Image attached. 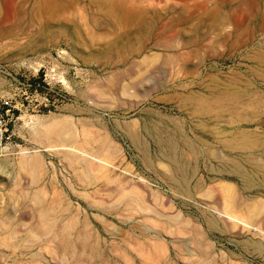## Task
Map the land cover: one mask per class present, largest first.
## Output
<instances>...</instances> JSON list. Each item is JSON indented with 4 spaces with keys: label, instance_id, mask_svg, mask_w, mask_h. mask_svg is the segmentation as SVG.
Returning a JSON list of instances; mask_svg holds the SVG:
<instances>
[{
    "label": "rangeland",
    "instance_id": "obj_1",
    "mask_svg": "<svg viewBox=\"0 0 264 264\" xmlns=\"http://www.w3.org/2000/svg\"><path fill=\"white\" fill-rule=\"evenodd\" d=\"M259 52L264 0H0V98L17 111L0 142V264H264L257 228L216 213L245 219L255 201L247 220L264 217V147L251 167L241 156L254 138L240 139L264 141ZM232 84L234 95L213 102L210 91ZM58 120L109 164L78 175L43 148L37 134ZM168 136L188 165L177 184L160 159ZM24 148L44 152L46 173L32 187L40 202L24 196ZM228 156L249 174L232 171ZM221 184L237 209L226 210Z\"/></svg>",
    "mask_w": 264,
    "mask_h": 264
},
{
    "label": "bare ground",
    "instance_id": "obj_2",
    "mask_svg": "<svg viewBox=\"0 0 264 264\" xmlns=\"http://www.w3.org/2000/svg\"><path fill=\"white\" fill-rule=\"evenodd\" d=\"M124 9V13H125V16L128 18L131 16V14L133 13V10L130 9V8H123ZM170 41V40H169ZM165 42L167 43V41L165 40ZM164 43V42H163ZM162 44V43H161ZM165 44V43H164ZM136 54V53H134ZM126 58V57H125ZM256 58V57H255ZM258 61L260 62H264V53L263 52H259V54L257 55V58H256ZM126 60V59H125ZM262 64V63H260ZM259 73V72H258ZM214 78V77H213ZM212 78V79H213ZM264 79V77H261ZM216 80V79H215ZM262 80V79H261ZM241 81V80H240ZM225 83V82H224ZM241 83V82H240ZM216 85V83H215ZM224 85V84H223ZM248 85V84H247ZM217 86V85H216ZM215 86V87H216ZM228 86V85H227ZM234 86H237V85H234ZM233 84L230 85V87L228 86L227 89L224 90V92L222 93L221 96H219V93H217L215 90H212L210 91V93H213L216 97V99L213 100V102L215 103H218L220 102L222 99L221 98H224V97H229L231 95H234L235 91L233 89ZM252 86V85H251ZM238 87V86H237ZM236 87V88H237ZM208 88V87H207ZM217 88V87H216ZM235 88V87H234ZM214 89V88H213ZM207 90V89H206ZM209 90V89H208ZM209 93V94H210ZM252 93V92H251ZM196 94V93H195ZM194 94V96H195ZM198 94V93H197ZM246 94V93H245ZM201 95V94H200ZM237 95V93H236ZM193 95H191L190 97H192ZM224 96V97H222ZM248 96V95H247ZM250 96V95H249ZM196 98V97H195ZM199 98H202L199 96ZM208 98V97H207ZM211 98V97H210ZM246 98V97H245ZM209 99V98H208ZM212 99V98H211ZM233 100V99H231ZM208 101V100H207ZM248 101V100H247ZM251 101V100H250ZM243 103V102H242ZM207 104H209L207 102ZM227 105V104H226ZM229 105V104H228ZM227 105V106H228ZM232 105V104H231ZM230 105V106H231ZM251 105V104H250ZM192 107V106H191ZM223 107V106H222ZM234 107V106H233ZM237 107V106H236ZM220 108V106H219ZM225 108V107H224ZM227 108V107H226ZM242 108V107H240ZM203 109V108H201ZM205 110V109H204ZM233 110V109H231ZM196 111V110H195ZM224 112V111H223ZM230 112V111H229ZM234 112V111H233ZM220 113V112H219ZM226 113V112H225ZM245 113V112H244ZM210 114V113H208ZM197 116V114H195ZM194 115V116H195ZM203 115V114H202ZM254 115V114H253ZM257 115V114H256ZM200 116V115H199ZM260 118V116H259ZM54 124L53 125H50L48 127H46L47 131L45 132H39L36 136V141L40 142V144L42 145L43 148H50L52 151L53 149L56 150V152L58 151V153L60 155H62V158L64 160V162L70 167L73 169V171H75V173H77L78 175L80 174H85L87 172V166L88 165H91V164H101L102 165H108L109 161L101 156H99V150L94 148V147H89V148H86L84 145H82V142L83 141H86V139H90L89 137L87 138H82L79 133L75 130H73L72 128V123L68 122L67 120H61V121H56V122H53ZM198 124V123H197ZM103 126V125H102ZM205 126V125H204ZM212 127V126H211ZM129 128V127H128ZM127 128V129H128ZM207 128V127H206ZM45 129V130H46ZM146 130V129H145ZM147 131V130H146ZM182 132V131H181ZM129 133V131H128ZM127 133V134H128ZM249 133V132H248ZM253 133V132H252ZM250 134V135H243L240 139L242 141H248L250 140V138H254L251 143L246 147H244V153L242 154V158H241V161L242 163H247V164H250L251 167H253L256 163V160L254 159L256 157V154L259 153V147H264V141L262 139H259L257 138L258 135L257 134ZM256 133V132H255ZM129 137H131L130 139L134 142L133 144H137V146H141V144H138L140 143V139L138 138L139 136H136V134H134V132L132 133H129ZM182 134V133H181ZM183 135V134H182ZM158 136V135H157ZM183 137V136H182ZM168 139H169V136H168ZM204 139L202 140H199L198 143L200 144H203V145H206V141L204 142L203 141ZM159 141V139H158ZM157 141V142H158ZM260 141H263V143H261ZM175 142V140H174ZM185 142V141H184ZM55 143V144H53ZM188 143V142H187ZM186 143V145H187ZM146 144V143H145ZM159 144V143H157ZM175 143H173L172 140H167L166 142V145H164L163 147L160 148V159H163L166 161L168 167L171 166V167H175V170L179 173L178 176H175L173 174H170L167 176L168 180L171 182V184H177L178 181H181V180H186L187 178V175L185 173V169H186V166L187 163L185 161H181V158L176 154V150L174 151V145ZM225 145V144H224ZM144 146V145H143ZM240 147V146H239ZM46 148V149H47ZM189 148L190 149H193V146L192 145H189ZM203 148V147H202ZM102 149V148H101ZM100 149V150H101ZM42 150V149H41ZM41 150H35V149H27V148H24V149H21L20 151V154L22 156H19V159H18V166H19V174L21 171L25 172L26 175H28L27 179L24 180L23 179V183L26 184L25 187H27L28 191H26V193H24V196L25 198L26 197H30V196H33V198H35V201H38L40 202L39 199H42V198H39L36 191H32V187L34 185L37 184L38 180L42 178V176L45 175L46 173V165L42 159V156L40 153ZM50 150V152H51ZM104 151V150H103ZM111 151V150H110ZM142 150H140V153ZM146 151V149H145ZM200 151V150H199ZM238 151V150H237ZM147 152V151H146ZM159 152V150H158ZM264 152V151H263ZM44 153V152H43ZM42 153V154H43ZM52 153V152H51ZM54 153V152H53ZM144 155V154H143ZM193 155V154H192ZM149 158V156H148ZM257 159V158H256ZM146 160H147V157H146ZM151 161V159H148ZM195 160V159H194ZM159 161V160H158ZM226 161L229 163V168L242 175L243 177L247 176L249 174V171L248 169H245V167L243 168L242 166H239L237 165V162L238 160H234L232 159L231 157H227ZM258 161V159H257ZM149 162V161H148ZM190 162V161H189ZM162 164V163H160ZM17 165V164H16ZM166 165V164H165ZM211 165V164H210ZM227 165V164H226ZM163 166V165H162ZM213 166V165H211ZM210 166V167H211ZM96 167V166H95ZM95 167L93 168V170L95 169ZM100 167V166H99ZM98 167V168H99ZM262 167V166H261ZM261 167H256V171L257 173L260 175L261 179L264 181V173L260 170ZM161 168V167H160ZM255 168V167H254ZM97 169V168H96ZM106 169V168H105ZM171 169V168H170ZM226 168L223 166L222 168H217L214 169V167L210 170H213V171H217V173H224L223 171L225 170ZM262 169V168H261ZM129 171V170H128ZM164 173H165V170H163ZM171 171V170H170ZM226 171H228L226 169ZM225 171V172H226ZM127 172V171H126ZM187 172V171H186ZM253 172V171H252ZM128 173V172H127ZM171 173V172H169ZM251 174V173H250ZM87 175V174H85ZM159 175V174H158ZM163 175V174H161ZM177 175V174H176ZM255 175V174H254ZM252 176V174H251ZM257 176V174H256ZM87 177V176H86ZM127 179V178H126ZM259 179V177H258ZM144 180V179H143ZM19 184H21V181L20 179L16 180ZM191 181V180H190ZM184 182V181H183ZM188 182V181H187ZM190 183V182H189ZM264 183V182H263ZM248 185V184H247ZM246 187V186H244ZM253 187H254V184H253ZM184 188V187H182ZM195 188V187H193ZM26 189V188H24ZM26 189V190H27ZM220 194L225 197L230 203V207H226V210H229V208H235L237 209L238 207V203L237 201H235L234 199V192L232 191V188L227 185V184H221L218 189H217ZM210 195V193H209ZM206 197V196H205ZM131 198V197H130ZM191 198V197H190ZM43 200V199H42ZM31 201V200H30ZM207 202V200H205ZM210 201V200H209ZM213 201V200H212ZM239 201V200H238ZM216 202V200H215ZM210 203H212L210 201ZM214 203V202H213ZM245 203V202H244ZM217 204V203H216ZM130 205V204H129ZM133 205V204H132ZM247 206L244 208L245 210V219H241L227 211H216L217 214L221 215V216H226L228 218H232V219H237V220H240L241 222H243L244 226L249 228V229H252L254 226L257 228L259 234L262 236V238L264 239V217L263 219H260L259 221H256V220H247V218H252L253 215H254V212L258 211L260 209L259 205L257 202L255 201H252V202H247L246 204ZM141 206V205H140ZM139 206V207H140ZM218 207V206H216ZM138 208V207H137ZM20 215H23V213H21ZM209 219V218H208ZM210 220V219H209ZM41 221L48 226V228L52 227L54 224H55V219H54V216L52 214V211L50 209H45L42 214H41ZM211 222V221H210ZM215 225V224H214ZM258 234V233H257ZM26 237H29L28 234H25Z\"/></svg>",
    "mask_w": 264,
    "mask_h": 264
},
{
    "label": "built area",
    "instance_id": "obj_3",
    "mask_svg": "<svg viewBox=\"0 0 264 264\" xmlns=\"http://www.w3.org/2000/svg\"><path fill=\"white\" fill-rule=\"evenodd\" d=\"M16 106L7 97L0 98V142L10 137V123L16 116Z\"/></svg>",
    "mask_w": 264,
    "mask_h": 264
}]
</instances>
